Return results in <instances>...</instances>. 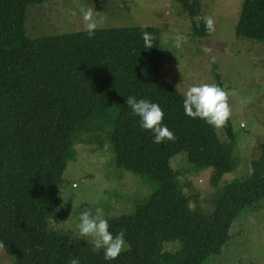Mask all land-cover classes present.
<instances>
[{
  "label": "trees",
  "instance_id": "16d2710c",
  "mask_svg": "<svg viewBox=\"0 0 264 264\" xmlns=\"http://www.w3.org/2000/svg\"><path fill=\"white\" fill-rule=\"evenodd\" d=\"M53 1L0 0V251L13 264H68L72 257L81 264H106L102 250L49 228L60 213L62 178L76 143L97 146L103 135L116 168L158 184L132 214L108 220L111 231L125 232L128 245L110 264H205L220 256L235 220L264 201V144L250 177L220 190L212 214L193 208L171 161L185 153L196 172L212 170L210 184L217 188L233 170L230 124L222 141L215 127L184 114L183 96L161 72L157 28L30 38L29 8ZM171 1L192 20V37H211L204 22H197L196 2ZM142 31L154 37L151 49L144 48ZM235 35L264 45V0H244ZM216 80L219 86V75ZM129 95L158 103L174 139L154 144L130 115Z\"/></svg>",
  "mask_w": 264,
  "mask_h": 264
},
{
  "label": "rangeland",
  "instance_id": "374dc122",
  "mask_svg": "<svg viewBox=\"0 0 264 264\" xmlns=\"http://www.w3.org/2000/svg\"><path fill=\"white\" fill-rule=\"evenodd\" d=\"M190 1L201 8L197 22L213 18L211 37L203 40L192 37V20L171 0H57L30 7L26 28L32 39L85 31L82 12L91 9L98 21L97 29H159L164 58L161 72L182 96L195 84L218 86L216 75H219V87L227 94L230 116L215 130L222 141H227L225 125L228 122L231 126L235 139L232 172L225 174L216 188L210 184L212 170L196 172L185 153L171 161L172 169L180 174L183 193L192 198V207L198 205L212 214L213 201L220 190L233 182L247 180L251 175V162L261 156L264 45L236 38L235 29L244 0ZM176 33L187 37L180 48L174 46ZM98 137L102 141L97 143L98 147L76 143L75 158L68 163L62 178L58 196L60 213L49 223L50 229L69 232L78 239L88 240L91 245V238L78 234V216L82 209L88 208L93 214L101 209L107 220L130 215L137 203L146 201L158 188L152 180L116 168L108 139L105 142L106 137ZM250 263L264 264V201L235 220L231 240L222 254L210 257L205 264ZM0 264H13V258L0 251Z\"/></svg>",
  "mask_w": 264,
  "mask_h": 264
},
{
  "label": "clouds",
  "instance_id": "9594fccd",
  "mask_svg": "<svg viewBox=\"0 0 264 264\" xmlns=\"http://www.w3.org/2000/svg\"><path fill=\"white\" fill-rule=\"evenodd\" d=\"M82 20L84 30L89 37H92L98 28V21L93 11L91 9L83 11ZM204 28L208 32L214 30L212 17L204 19ZM141 38L146 50L153 47L154 37L151 33L142 31ZM173 41L174 46L180 48L187 42V37L182 33H176ZM125 104L131 110L130 115L138 118L139 127L151 133L154 144L174 139L173 132L162 123L164 112L158 103L148 98L129 95L125 97ZM182 108L187 117L199 118L213 127L222 126L230 116L227 94L216 84L201 83L188 87L183 94ZM77 228L80 237L91 238L93 250H102L106 264L117 259L128 247L125 232L111 231L101 209H96L95 214L88 208L82 209L78 216ZM68 264H81V262L79 258L72 257L68 260Z\"/></svg>",
  "mask_w": 264,
  "mask_h": 264
}]
</instances>
